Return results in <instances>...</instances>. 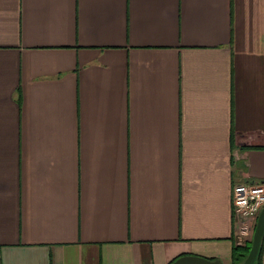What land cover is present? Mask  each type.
Wrapping results in <instances>:
<instances>
[{
	"label": "crops",
	"instance_id": "obj_1",
	"mask_svg": "<svg viewBox=\"0 0 264 264\" xmlns=\"http://www.w3.org/2000/svg\"><path fill=\"white\" fill-rule=\"evenodd\" d=\"M241 182L264 0H0V264H234Z\"/></svg>",
	"mask_w": 264,
	"mask_h": 264
},
{
	"label": "built area",
	"instance_id": "obj_2",
	"mask_svg": "<svg viewBox=\"0 0 264 264\" xmlns=\"http://www.w3.org/2000/svg\"><path fill=\"white\" fill-rule=\"evenodd\" d=\"M233 205L238 242L245 243L253 238L248 221L253 220L256 225L264 207V183H237L234 187Z\"/></svg>",
	"mask_w": 264,
	"mask_h": 264
},
{
	"label": "water",
	"instance_id": "obj_3",
	"mask_svg": "<svg viewBox=\"0 0 264 264\" xmlns=\"http://www.w3.org/2000/svg\"><path fill=\"white\" fill-rule=\"evenodd\" d=\"M263 236H264V207L257 218L250 252L246 257V259L241 264H257V260L261 250ZM171 264H221V263L218 260H212L197 255H186L179 257Z\"/></svg>",
	"mask_w": 264,
	"mask_h": 264
},
{
	"label": "trees",
	"instance_id": "obj_4",
	"mask_svg": "<svg viewBox=\"0 0 264 264\" xmlns=\"http://www.w3.org/2000/svg\"><path fill=\"white\" fill-rule=\"evenodd\" d=\"M253 239V238H252ZM252 239L250 241H247L245 243H236L234 246V264H241L246 257L248 256L251 246H252ZM264 251V236L262 239V245L260 254L257 260V264H261L262 262V255Z\"/></svg>",
	"mask_w": 264,
	"mask_h": 264
}]
</instances>
